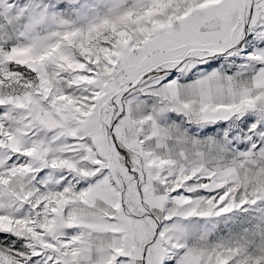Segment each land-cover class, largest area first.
<instances>
[{
  "label": "snow or ice",
  "instance_id": "obj_1",
  "mask_svg": "<svg viewBox=\"0 0 264 264\" xmlns=\"http://www.w3.org/2000/svg\"><path fill=\"white\" fill-rule=\"evenodd\" d=\"M0 264H264V0H0Z\"/></svg>",
  "mask_w": 264,
  "mask_h": 264
}]
</instances>
